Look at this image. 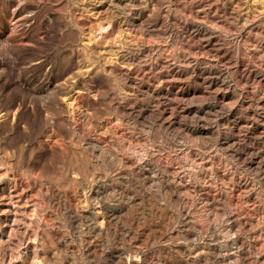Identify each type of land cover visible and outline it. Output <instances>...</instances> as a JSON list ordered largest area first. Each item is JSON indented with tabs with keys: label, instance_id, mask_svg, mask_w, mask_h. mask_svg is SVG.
Returning a JSON list of instances; mask_svg holds the SVG:
<instances>
[{
	"label": "rangeland",
	"instance_id": "1",
	"mask_svg": "<svg viewBox=\"0 0 264 264\" xmlns=\"http://www.w3.org/2000/svg\"><path fill=\"white\" fill-rule=\"evenodd\" d=\"M0 264H264V0H0Z\"/></svg>",
	"mask_w": 264,
	"mask_h": 264
}]
</instances>
